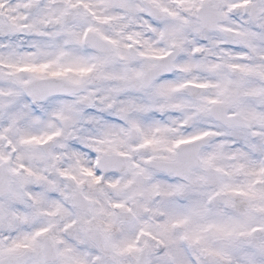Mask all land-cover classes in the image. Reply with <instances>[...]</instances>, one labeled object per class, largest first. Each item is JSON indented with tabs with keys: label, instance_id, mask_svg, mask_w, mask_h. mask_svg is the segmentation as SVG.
<instances>
[{
	"label": "snow or ice",
	"instance_id": "snow-or-ice-1",
	"mask_svg": "<svg viewBox=\"0 0 264 264\" xmlns=\"http://www.w3.org/2000/svg\"><path fill=\"white\" fill-rule=\"evenodd\" d=\"M0 264H264V0H0Z\"/></svg>",
	"mask_w": 264,
	"mask_h": 264
}]
</instances>
